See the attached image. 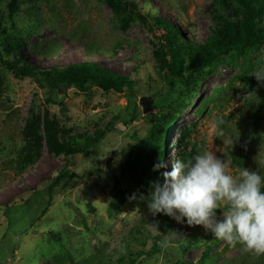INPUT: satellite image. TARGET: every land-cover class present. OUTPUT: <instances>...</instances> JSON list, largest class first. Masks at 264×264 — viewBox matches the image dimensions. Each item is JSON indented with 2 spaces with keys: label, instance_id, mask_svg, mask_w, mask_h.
I'll use <instances>...</instances> for the list:
<instances>
[{
  "label": "rangeland",
  "instance_id": "1",
  "mask_svg": "<svg viewBox=\"0 0 264 264\" xmlns=\"http://www.w3.org/2000/svg\"><path fill=\"white\" fill-rule=\"evenodd\" d=\"M127 1L146 24L123 23L126 14L115 15L105 0H0V56L9 37L22 42L24 61L37 69L93 62L132 83L121 94L62 88L51 95L44 82L0 64L6 80L0 94V264H127L132 258L136 264H264V254L245 253L203 227L153 217L145 203L130 199L150 192L151 183L135 172L143 163L135 156L144 149L150 114L177 111L162 172L194 147L213 151L234 177L244 167L264 175V133L252 126L264 129V82L257 79L264 77V45L242 58L232 52L200 72L188 68L194 56L186 52L183 78L175 79L159 66L168 48L153 17L174 27L180 41L202 43L218 26L215 0ZM155 94L144 114L141 100ZM49 137L60 154L49 150ZM98 137L92 148L82 145ZM28 148L38 157L18 167ZM238 153L241 166L234 162ZM64 166L93 175L65 180L50 196L48 187Z\"/></svg>",
  "mask_w": 264,
  "mask_h": 264
},
{
  "label": "trees",
  "instance_id": "2",
  "mask_svg": "<svg viewBox=\"0 0 264 264\" xmlns=\"http://www.w3.org/2000/svg\"><path fill=\"white\" fill-rule=\"evenodd\" d=\"M15 2V1H14ZM107 5L112 9L115 15L120 16L126 14V18L122 19L123 23L130 21H139L141 24H146L148 20L141 14L137 6L127 0H105ZM216 5L220 9V14L217 17V27L210 29L207 33L208 38L202 43L188 42L187 44L180 41L177 34H172L174 27L167 24L160 18L153 17L154 24L161 26L165 33V40L168 51L164 53L159 61V66L162 70H168L170 76L175 79L183 78L182 55L188 52L191 57L189 69L191 71L200 72L204 68L213 65L217 60L228 56L234 52L237 58L246 57L255 52L264 45V0H215ZM229 4V5H228ZM227 7H231L227 8ZM12 8V5H11ZM231 11V12H229ZM3 50L5 58L0 56V64L6 70L12 71L16 76L30 77L32 79L44 82L50 90L51 95L62 90V88H74L79 92L86 93L92 88H97L104 93L121 94L123 90L132 83L129 77L117 73L115 71L103 68L93 62L69 64L64 67L50 68L46 70L37 69L32 65L27 64L21 54L23 44L11 40L9 37L3 40ZM166 55L169 56V61L166 60ZM11 57L12 59H9ZM4 74L0 73V94L5 86ZM159 94L151 97V101H155ZM177 111L170 115H154L150 114L153 121L150 131L144 139V149L135 157L142 160L141 165H135V172L140 176L141 182H154L163 178L162 171L154 172L153 165L158 161H163L165 155V147L170 130L173 128L176 120ZM253 131L258 130L264 133V129L253 123ZM136 136V131L134 132ZM101 137L84 140L82 145L86 148H92L96 145ZM49 150L56 154H60V149L54 144L49 137ZM81 145H77V150ZM197 154L196 149L192 150L183 156V159H188ZM38 152L36 149H27L24 154H21L16 165L18 167H27L34 164ZM243 154L238 153L234 158L237 166H241ZM65 165V164H64ZM92 176V172L79 176L70 169L65 168L52 179L48 193L51 196L53 190L61 182L65 180L74 181L75 179L82 182L87 179L86 176ZM78 182V183H79ZM161 237H156L158 241ZM158 248L152 246L153 252H158ZM137 259H130L127 264H136Z\"/></svg>",
  "mask_w": 264,
  "mask_h": 264
},
{
  "label": "clouds",
  "instance_id": "3",
  "mask_svg": "<svg viewBox=\"0 0 264 264\" xmlns=\"http://www.w3.org/2000/svg\"><path fill=\"white\" fill-rule=\"evenodd\" d=\"M257 79L264 82V77ZM165 167L158 160L153 171ZM226 169L213 151H200L162 172L163 182H151L148 196L133 193L130 199L145 203L153 217L162 214L177 224L200 226L245 253L264 254V175L244 167L234 177Z\"/></svg>",
  "mask_w": 264,
  "mask_h": 264
},
{
  "label": "water",
  "instance_id": "4",
  "mask_svg": "<svg viewBox=\"0 0 264 264\" xmlns=\"http://www.w3.org/2000/svg\"><path fill=\"white\" fill-rule=\"evenodd\" d=\"M141 100V103L143 104V113L148 114L151 111V100Z\"/></svg>",
  "mask_w": 264,
  "mask_h": 264
}]
</instances>
